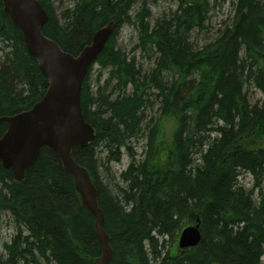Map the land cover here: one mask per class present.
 I'll use <instances>...</instances> for the list:
<instances>
[{
  "label": "trees",
  "instance_id": "obj_1",
  "mask_svg": "<svg viewBox=\"0 0 264 264\" xmlns=\"http://www.w3.org/2000/svg\"><path fill=\"white\" fill-rule=\"evenodd\" d=\"M39 1L44 33L74 55L115 22L81 88L95 137L73 150L98 190L110 264H264V0H178L159 17L157 0ZM227 1L233 19L199 41ZM126 24L137 30L129 53L119 45ZM47 87L0 0V117L31 108ZM6 130L0 120V137ZM140 139L141 154L132 144ZM124 155L128 166L114 173ZM4 213L16 231L0 264H97L102 255L94 215L48 148L22 181L0 161ZM194 223L201 242L180 249Z\"/></svg>",
  "mask_w": 264,
  "mask_h": 264
},
{
  "label": "water",
  "instance_id": "obj_2",
  "mask_svg": "<svg viewBox=\"0 0 264 264\" xmlns=\"http://www.w3.org/2000/svg\"><path fill=\"white\" fill-rule=\"evenodd\" d=\"M1 1L5 12L21 30L24 44L37 60L48 87L31 108L0 117L7 123V130L0 137V161L5 168L12 170L16 181H22L43 147L57 155L73 178L82 204L95 217L102 249L96 262L110 264L113 250L105 228V214L99 205L98 190L88 169L73 157V150L88 145L95 137V128L82 112L81 88L90 66L114 32L115 22L100 27L91 42L74 55L44 33L48 14L39 0ZM201 239L200 224H190L182 229L179 246L193 248Z\"/></svg>",
  "mask_w": 264,
  "mask_h": 264
},
{
  "label": "rangeland",
  "instance_id": "obj_3",
  "mask_svg": "<svg viewBox=\"0 0 264 264\" xmlns=\"http://www.w3.org/2000/svg\"><path fill=\"white\" fill-rule=\"evenodd\" d=\"M55 1L56 6L59 5V0ZM67 1V0H65ZM178 0H157L155 4H151V9L153 13V17H159L165 13H169L171 10H175L177 7ZM234 17V8L230 1L222 3V5H217L213 11L211 12V16L209 18V22L207 25L208 29H205L200 35L199 41H202L203 37L212 36L224 23L229 22ZM137 42V30L131 24H126L120 31L119 34V45L124 49L126 52H130ZM140 59L145 63L147 66L149 62V57L147 55L141 54ZM96 67V66H95ZM97 75V72H96ZM95 77V75H94ZM254 97L257 99L260 96L258 91L254 92ZM145 143V140H133V147L135 150L141 154L142 147ZM129 157L124 155L122 160L119 163L112 164V170L114 173H119L124 170L129 164ZM254 179L246 173H242L240 177V181L248 188H250L254 181ZM12 218L9 213H4L0 218V252L3 250V244L10 242L14 233H15V226L12 223ZM178 245V242L176 243ZM171 246V245H170ZM169 247V244L167 245Z\"/></svg>",
  "mask_w": 264,
  "mask_h": 264
}]
</instances>
